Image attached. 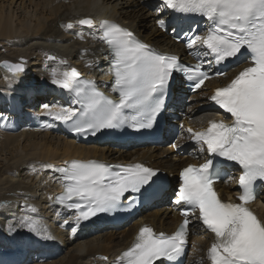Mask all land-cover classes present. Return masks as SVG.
Wrapping results in <instances>:
<instances>
[{
  "label": "snow or ice",
  "instance_id": "obj_1",
  "mask_svg": "<svg viewBox=\"0 0 264 264\" xmlns=\"http://www.w3.org/2000/svg\"><path fill=\"white\" fill-rule=\"evenodd\" d=\"M168 9L206 19L202 34L191 29L183 32L186 47L196 63L180 62L177 55L154 48L115 20H96L86 15L61 26L66 30L86 26L95 33L94 39L108 47L111 91L117 95L110 97L75 67L62 71L52 68L51 83L67 90L78 107L43 104L42 114L67 125L78 136H95L102 130L125 125L136 130L151 129L166 110V96L174 74L186 77L193 90L202 89L212 76L227 75L212 71L213 65L242 58L246 66L208 97L230 114L231 122L211 119L201 130L185 129L196 150L208 157L200 164H188L180 172L175 204L181 209L182 222L172 233L144 224L131 246L110 264H181L193 219L213 234L206 250L207 264H264V219L249 207L255 199L256 183L264 181V0H159L158 12ZM156 23L160 29H168L167 20L157 18ZM78 34L84 38L83 33ZM46 56L50 61L58 59L55 55ZM94 63L89 60L88 67ZM59 64L67 61L61 59ZM3 65L12 73L13 80L25 71L23 60L19 63L5 60ZM0 119L6 117L0 114ZM216 157L240 166L239 202L224 200L217 192L216 178L221 170L214 164ZM31 168L33 172L48 169L58 173L55 178L62 183L63 191L54 197V202L73 212L70 219L77 225L100 213L118 210L125 199L132 208L141 197L150 198L160 173L141 162L110 164L79 158L66 159L62 165L41 162L39 169L35 164ZM6 205L7 202L0 203V208ZM28 208L37 212L35 206ZM63 223L69 224V219ZM18 229L53 239L37 216L24 215L16 224L7 225L9 233ZM76 231L73 227L72 232Z\"/></svg>",
  "mask_w": 264,
  "mask_h": 264
},
{
  "label": "bare ground",
  "instance_id": "obj_2",
  "mask_svg": "<svg viewBox=\"0 0 264 264\" xmlns=\"http://www.w3.org/2000/svg\"><path fill=\"white\" fill-rule=\"evenodd\" d=\"M5 1H9L8 4L0 5V45H2L0 62L23 60L26 65L25 71L18 77L20 84L12 82L14 81L12 74L0 66V103L8 104L7 107L13 112L15 109L21 113L22 103L19 97L23 93L28 97L33 95V100L36 92L45 93L49 87L57 89L63 96L60 102L52 105L68 104L71 96L64 89L51 83L52 68L50 66L58 67L62 71L76 65L80 70L88 72H96L107 66L106 45L94 39L95 33L86 26L66 30L61 25L68 21H75L86 15H91L96 20L107 18L122 22L150 43L161 47L162 43L166 42L165 49L168 51L181 46L172 42L154 25L158 9L153 10V5L158 8L159 3L153 0H20L18 4L19 0ZM78 33H83L84 38L81 39ZM85 49L87 51H84ZM49 51L57 53L56 61L47 59L46 54ZM32 59H36V65L31 64ZM61 59L66 60L67 64L60 65ZM39 60L43 62L39 64ZM89 60L95 61L94 66L88 67ZM31 65L36 66L35 69L37 66L40 67V70H36L37 72L33 69L37 75H27L29 70L32 71ZM241 66L233 67L231 70L236 72ZM47 71L50 73L45 75ZM231 77L232 75L206 81L203 89L189 98L191 102L189 109H195L197 104L203 103L214 86L227 82ZM10 82L12 87H9ZM37 85L41 86L40 90H37ZM40 104L41 110L35 111L36 114L29 113L31 124L21 131L17 123L0 119V203L7 202L6 207L0 208V246L5 248L22 246L28 258L34 251L37 254L40 253L39 257L42 259H37L40 262L34 264H110L111 260L135 237L138 227L136 220L121 232L104 230L93 226L95 224L85 227L80 222L77 225L70 219L74 214L59 206L56 207L54 203L53 194L60 190L55 178L56 173L48 169L33 172L31 165L35 164L39 169L41 162L57 164L71 158H100L116 161L134 157L156 167L167 169L168 172H174L185 161L178 160L172 149L166 146H158L153 150L152 147L125 150L105 146L104 143L80 140L78 137L72 138L69 135L67 137L59 130L56 121L42 114L45 111L42 107L46 104L45 100ZM205 114L210 112L197 113L195 121L203 122ZM209 117L211 116L207 118ZM114 151L118 152V156L114 155ZM39 180L40 185L37 186ZM236 184L237 178L231 176L224 184H220L221 190L227 194H233ZM172 186H175L174 180H172ZM260 189L262 202L252 204L251 209H254L259 218L264 219V185H261ZM171 193L170 191L167 195ZM47 203L50 204V209L56 208L48 209V211ZM28 205L35 206L37 212H31ZM51 211H53L52 215L59 216L61 219L56 221L55 227L41 215L50 214ZM24 215L37 216L47 226L53 239L36 236L27 229H18L16 233H9L8 223L16 224L18 218ZM141 217L152 222L158 230L166 228L170 231L177 223L174 215L160 207L143 212ZM65 218L69 219V224L63 223ZM166 225L172 226L167 228ZM73 227L77 228L75 233L72 232ZM106 231L108 232L102 234ZM25 239L28 243H20ZM212 239V233L205 231L197 224L193 225L194 246L191 253H188L186 264H201L202 261L203 264H207L206 250ZM103 257H107L108 260H104Z\"/></svg>",
  "mask_w": 264,
  "mask_h": 264
},
{
  "label": "rangeland",
  "instance_id": "obj_3",
  "mask_svg": "<svg viewBox=\"0 0 264 264\" xmlns=\"http://www.w3.org/2000/svg\"><path fill=\"white\" fill-rule=\"evenodd\" d=\"M10 1H12V0H10ZM8 2L9 1H5V0H0V5L2 4V5H4V4H8ZM20 2V0L19 1H17V4ZM17 4H16V2H15V5L17 6ZM154 9H156V7H153V10ZM2 47V45H0V48ZM52 54H54L56 57H57V53H55V52H52V51H49V52H47V55H52ZM47 57V56H46ZM34 59H32L31 61V64L33 63V65H36V59L33 61ZM18 62H21V61H18ZM41 62H43V60H39V64L41 63ZM26 66V65H25ZM31 69H32V71L31 70H29V73L27 72V75L28 76H30V75H37V74H35V71L37 70H40V67H38L37 66V68L35 69L34 67H36V66H32L31 65ZM51 68H53L52 66H50ZM29 69H30V67H29ZM33 69L35 70L34 72H33ZM36 71V72H37ZM50 72H45L44 74L45 75H48ZM26 75V76H27ZM39 75V74H38ZM12 82H15V83H19L20 84V80L19 79H16V80H14V81H12ZM38 86V85H37ZM38 89L40 88V87H37ZM37 89V90H38ZM40 90V89H39ZM49 91V92H48ZM52 91V92H51ZM37 93H39V92H37ZM54 95V97H52ZM43 96V97H42ZM57 96V93H55L54 91H53V89H52V87H49V89L47 88V92H41L40 94H38L37 96H35V100H32V97H34L33 95H30V97H24V96H21V98H25V99H23V105L21 106V108H20V110H21V113L19 112V110H15V109H13L14 110V112L9 108V107H7V106H9V105H2V104H0V112H1V114L3 113V114H5L6 115V118L7 119H10V120H13V121H15V123H20L19 125H18V127L20 126V130H22V129H24V128H26V127H28V125L30 124V122H29V119H30V114L31 113H37V112H39L40 111V109H41V101H43V100H45V101H48L49 103H51V104H53V103H57V102H59V100H55V101H52L55 97ZM25 101H28V102H25ZM47 102V103H48ZM34 105H35V107H34ZM4 107H5V109H4ZM34 108V109H33ZM36 108V109H35ZM37 108H39V109H37ZM23 110V111H22ZM30 110H32V111H30ZM34 110V111H33ZM35 111H37V112H35ZM30 113V114H29ZM29 114V115H28ZM205 115H208V114H205ZM205 115H203V116H205ZM4 116V115H3ZM12 121V122H13ZM9 122H11V121H9ZM23 124V125H22ZM115 152V151H114ZM118 154V152L116 151L115 153H114V155H116V156H118L117 155ZM34 182V181H33ZM28 183H30V182H28ZM37 186L38 185H40V180L37 182V184H36ZM43 204H44V202H42ZM48 210V209H47ZM46 209H44V211H47ZM50 210V209H49ZM48 210V211H49ZM53 211H51L50 212V214H53L52 213ZM45 214V213H44ZM122 230H125L124 228H121V229H118V232H121ZM109 231V230H108ZM108 231H106V232H103L102 234H104V233H107ZM117 232V233H118ZM190 256V255H189ZM34 259H36V257L35 258H33V259H31V261H35ZM34 264V262H27V263H25V264Z\"/></svg>",
  "mask_w": 264,
  "mask_h": 264
},
{
  "label": "water",
  "instance_id": "obj_4",
  "mask_svg": "<svg viewBox=\"0 0 264 264\" xmlns=\"http://www.w3.org/2000/svg\"><path fill=\"white\" fill-rule=\"evenodd\" d=\"M4 61H5V60H2V61L0 62V66H1L2 68H4V69H6V70L9 71L8 68L4 67V65H3V62H4ZM7 61H10V62H12V63H19V62H14V61H11V60H7Z\"/></svg>",
  "mask_w": 264,
  "mask_h": 264
}]
</instances>
